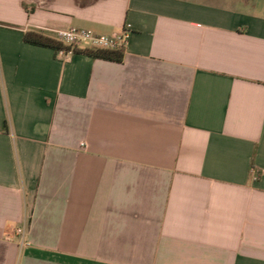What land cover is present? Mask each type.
<instances>
[{
	"label": "crops",
	"instance_id": "0c3cea01",
	"mask_svg": "<svg viewBox=\"0 0 264 264\" xmlns=\"http://www.w3.org/2000/svg\"><path fill=\"white\" fill-rule=\"evenodd\" d=\"M0 264H264V0H0Z\"/></svg>",
	"mask_w": 264,
	"mask_h": 264
},
{
	"label": "built area",
	"instance_id": "2783aa9c",
	"mask_svg": "<svg viewBox=\"0 0 264 264\" xmlns=\"http://www.w3.org/2000/svg\"><path fill=\"white\" fill-rule=\"evenodd\" d=\"M55 38L63 45L69 47L65 57L74 54L77 48L89 46L91 49L108 50V51H125L128 46L131 31L128 28H122L120 31L108 36L97 35L92 31L69 28L62 31H54ZM253 170L251 174H253ZM13 236L20 239L21 246H25V230L23 228L15 229Z\"/></svg>",
	"mask_w": 264,
	"mask_h": 264
},
{
	"label": "trees",
	"instance_id": "16d2710c",
	"mask_svg": "<svg viewBox=\"0 0 264 264\" xmlns=\"http://www.w3.org/2000/svg\"><path fill=\"white\" fill-rule=\"evenodd\" d=\"M24 42L37 47L51 48L54 50H65L68 51L69 47L64 46L56 38L49 37L45 35L44 31L41 30H31L24 34ZM88 54L93 58H98L106 61H113L121 63L124 57V53L121 51H108L92 49Z\"/></svg>",
	"mask_w": 264,
	"mask_h": 264
}]
</instances>
